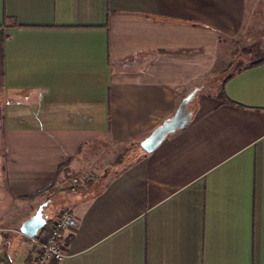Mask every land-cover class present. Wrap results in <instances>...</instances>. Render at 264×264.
<instances>
[{"label": "crops", "instance_id": "obj_1", "mask_svg": "<svg viewBox=\"0 0 264 264\" xmlns=\"http://www.w3.org/2000/svg\"><path fill=\"white\" fill-rule=\"evenodd\" d=\"M260 11L264 0H0L4 264H31L19 227L52 201L47 226L61 209L77 222L59 264H264V64L224 83L230 104L201 88L264 36ZM194 88L186 127L111 168Z\"/></svg>", "mask_w": 264, "mask_h": 264}, {"label": "built area", "instance_id": "obj_2", "mask_svg": "<svg viewBox=\"0 0 264 264\" xmlns=\"http://www.w3.org/2000/svg\"><path fill=\"white\" fill-rule=\"evenodd\" d=\"M88 178L86 173L70 177L65 190L70 193L75 192L77 186L86 182ZM76 226L77 222L67 210L57 211L50 226H46L43 230L40 229L32 239H29L33 251L31 264H59L65 257L63 237L65 233L75 230ZM0 264H4L1 258Z\"/></svg>", "mask_w": 264, "mask_h": 264}, {"label": "water", "instance_id": "obj_3", "mask_svg": "<svg viewBox=\"0 0 264 264\" xmlns=\"http://www.w3.org/2000/svg\"><path fill=\"white\" fill-rule=\"evenodd\" d=\"M198 89H192L180 101L174 114L156 127L145 139L139 143V148L146 154L155 150L165 137L174 131L186 127L190 120V113L187 111V105L193 100ZM45 203L37 207L34 214L22 222L19 227V234L27 239H32L36 233L45 226L46 221L42 215V208Z\"/></svg>", "mask_w": 264, "mask_h": 264}, {"label": "trees", "instance_id": "obj_4", "mask_svg": "<svg viewBox=\"0 0 264 264\" xmlns=\"http://www.w3.org/2000/svg\"><path fill=\"white\" fill-rule=\"evenodd\" d=\"M242 53H247L249 50L247 49H243L241 50ZM264 64V54H262L259 58L250 61L247 63L246 66L241 67L240 63L238 60H232L231 63L223 70L222 75L224 76L222 79V82L219 86V92L217 94V98L221 100L222 103L225 104H230V102H228L226 100V98L224 97L223 94V85L224 83L230 79L234 74L244 70V69H249V68H254V67H258ZM137 152H139V154H137ZM144 152L142 150H140V148H126L124 149L121 153L116 154L113 158V161L111 163V168L113 167H117L120 166L121 164H124L125 162H127L124 167L122 169H124L125 167H129L132 163V161L138 160L140 157L144 156ZM50 189H47L45 191H49ZM31 197H26L25 199H30ZM47 226V223L45 224V226L43 228H41V230H43L45 227Z\"/></svg>", "mask_w": 264, "mask_h": 264}, {"label": "rangeland", "instance_id": "obj_5", "mask_svg": "<svg viewBox=\"0 0 264 264\" xmlns=\"http://www.w3.org/2000/svg\"><path fill=\"white\" fill-rule=\"evenodd\" d=\"M257 2L259 4H261L263 2V0H257ZM259 6V5H258ZM260 15L262 18L258 19L256 18L254 21V26L255 28L258 27L259 29L255 30L254 32H258L259 33H263L264 32V16L262 15V11H260ZM257 41H255L256 43H254L250 48H248L247 50H249L247 53H242V51H237L234 54V59L233 60H238L240 63V66H246L248 62L253 61L257 58H259L262 54H264V36H262L261 38L256 39ZM223 75L218 76L216 78H212L206 82H204L202 84V91L204 93L207 94H211V93H215L216 90L219 88L222 79H223ZM190 108V106H189ZM49 208V209H48ZM48 209L50 211V216L54 214L55 210V202L52 201V203L50 202V204L44 208L43 211V215L46 217L48 216Z\"/></svg>", "mask_w": 264, "mask_h": 264}]
</instances>
